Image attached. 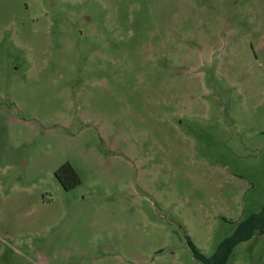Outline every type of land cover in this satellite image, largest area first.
<instances>
[{
	"label": "rangeland",
	"instance_id": "obj_1",
	"mask_svg": "<svg viewBox=\"0 0 264 264\" xmlns=\"http://www.w3.org/2000/svg\"><path fill=\"white\" fill-rule=\"evenodd\" d=\"M263 207L264 0H0V264H205Z\"/></svg>",
	"mask_w": 264,
	"mask_h": 264
},
{
	"label": "trees",
	"instance_id": "obj_2",
	"mask_svg": "<svg viewBox=\"0 0 264 264\" xmlns=\"http://www.w3.org/2000/svg\"><path fill=\"white\" fill-rule=\"evenodd\" d=\"M56 176L66 190H72L81 184V179L70 163L63 165ZM264 234V207L260 213L252 214L245 221L238 224L235 232L226 238L219 246L216 254L207 259L192 243L188 240L190 247L194 251L196 258L205 264H228L233 256L235 248L241 243L253 239L257 235Z\"/></svg>",
	"mask_w": 264,
	"mask_h": 264
}]
</instances>
